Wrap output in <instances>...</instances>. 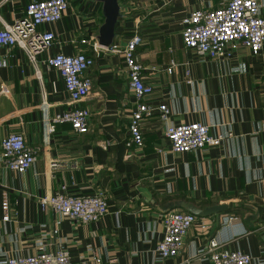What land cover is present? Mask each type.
Listing matches in <instances>:
<instances>
[{"label":"crops","instance_id":"1","mask_svg":"<svg viewBox=\"0 0 264 264\" xmlns=\"http://www.w3.org/2000/svg\"><path fill=\"white\" fill-rule=\"evenodd\" d=\"M31 1L0 0V28L13 24ZM69 2L61 20L41 26L56 40L38 56L37 66L23 49L0 46L7 60L0 68V89L9 90L0 93V147L9 133L23 132L37 151L33 166L18 172L4 166L0 149V257L55 251L67 239L73 264H213L206 250L217 237L224 247L250 254L251 264H264V47L255 55L239 45L224 59H203L185 47L184 17L195 8H217L222 0H118L110 46L123 48L134 35L140 37L142 76L152 87L147 100L167 104L168 121L144 120V147H127L139 100L129 87L122 54L100 52L86 73L91 92L80 103L91 111L89 132L76 134L69 123L51 132L53 115L68 108L69 97L61 73L45 60L60 52L94 55L81 40L100 43L106 17L102 0ZM260 4L264 16V0ZM191 122L226 135L223 144L174 152L167 125ZM64 183L73 194L102 192L108 213L97 222L75 225L51 207L42 209L40 197ZM5 196L11 203L8 221L3 219ZM183 202L227 208L205 217L207 229L196 223L179 255L160 259L162 215L186 211ZM231 215L246 232L232 236L225 227Z\"/></svg>","mask_w":264,"mask_h":264},{"label":"built area","instance_id":"2","mask_svg":"<svg viewBox=\"0 0 264 264\" xmlns=\"http://www.w3.org/2000/svg\"><path fill=\"white\" fill-rule=\"evenodd\" d=\"M70 5L69 0H33L29 2L22 15L13 23L0 28V46L19 47L25 51L30 62L37 66L39 55L48 52L56 40V35L41 26L57 22L63 18ZM182 37L186 48L192 49L203 59H224L230 57L232 50L239 45L248 48L258 55L264 47V16L261 14L260 0H222L217 8H195L182 20ZM140 37L134 35L123 48L117 45L106 46L97 40L82 39L81 43L89 45L94 51L90 55L84 51L74 55L62 52L48 56L46 63L56 68L62 75L65 90L68 94V108L55 113L51 119L50 131L54 132L58 124L69 123L76 134H85L90 129L91 111L81 107L91 92L93 82L86 73L95 63V55L100 52H119L126 64L129 87L136 95L139 103L132 112L129 121L128 148H142L145 137L142 130L144 120L158 116L167 122L170 109L167 104L155 105L147 100L152 93L151 85L143 80V65L138 57ZM7 66L6 58L0 56V68ZM187 73L189 71L187 70ZM0 93H8L7 86H2ZM166 136L170 140L172 150L187 153L206 147L220 146L226 135H213L210 127L202 122L169 124ZM231 136V133H229ZM104 148L106 144L103 145ZM1 159L4 166L18 172H25L33 166L37 159L35 148L26 143L23 132L9 133L1 143ZM52 167H58L52 162ZM264 180V165L262 167ZM42 209L51 207L63 219L75 225L97 222L109 211V204L102 192L94 195L73 194L68 191V184H60L58 190L50 195L40 197ZM4 217L10 220L11 203L7 196L3 203ZM61 221V220H60ZM57 222V224L60 223ZM199 223L202 229L209 227V220L195 214L172 210L162 215L164 233L156 247L160 259L175 257L185 247L189 231ZM237 223V224H236ZM235 215L228 216L225 227L239 235L246 230L236 227ZM57 232V230L55 231ZM224 241L214 237L209 240L207 253L213 264H251L252 257L239 249L224 247ZM92 256L98 263L101 258L96 253ZM0 264H73L67 239L59 241L55 251H42L31 255L2 256Z\"/></svg>","mask_w":264,"mask_h":264},{"label":"water","instance_id":"3","mask_svg":"<svg viewBox=\"0 0 264 264\" xmlns=\"http://www.w3.org/2000/svg\"><path fill=\"white\" fill-rule=\"evenodd\" d=\"M105 6V22L100 28V43L109 46L113 41L114 27L118 16V0H102ZM182 207L186 211L195 214L198 217H209L226 210V205H212L205 208L198 207L193 203L183 202ZM250 224V219L245 220Z\"/></svg>","mask_w":264,"mask_h":264}]
</instances>
